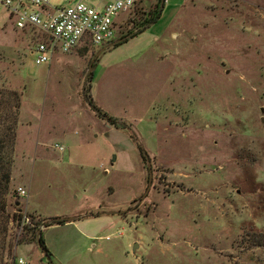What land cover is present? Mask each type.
I'll use <instances>...</instances> for the list:
<instances>
[{"label":"rangeland","instance_id":"374dc122","mask_svg":"<svg viewBox=\"0 0 264 264\" xmlns=\"http://www.w3.org/2000/svg\"><path fill=\"white\" fill-rule=\"evenodd\" d=\"M47 39L0 10V87L22 97L12 190L32 194L16 264H52L39 230L53 264H264V0H165L136 37L36 65Z\"/></svg>","mask_w":264,"mask_h":264},{"label":"built area","instance_id":"2783aa9c","mask_svg":"<svg viewBox=\"0 0 264 264\" xmlns=\"http://www.w3.org/2000/svg\"><path fill=\"white\" fill-rule=\"evenodd\" d=\"M141 0H106L91 3L79 0L69 6L53 7L50 0H0V10L14 18L21 29L37 28L47 34L46 41H39L31 55L36 65L52 62L57 52L67 53L81 45L110 47L117 39L120 17L133 10ZM62 150L63 147L59 146ZM20 198L29 196L25 187H18ZM23 225H33L25 214ZM19 263L24 264V259Z\"/></svg>","mask_w":264,"mask_h":264},{"label":"trees","instance_id":"16d2710c","mask_svg":"<svg viewBox=\"0 0 264 264\" xmlns=\"http://www.w3.org/2000/svg\"><path fill=\"white\" fill-rule=\"evenodd\" d=\"M147 1L148 0H141L134 8L139 14V19L135 20L133 25L134 28H137V31L131 30L129 31V34L121 35L120 38H123L124 40L116 45L126 42L130 38L136 37L162 17V0H158L153 9L139 12L145 8L146 3L148 4ZM90 45V43L86 42L82 49L83 52L89 51ZM93 77L94 73L90 78L93 79ZM89 102L100 116H104L113 123H117L112 116L97 108L91 99ZM21 104L22 97L18 90L0 87V263L2 264H16L17 257L14 253V244L9 239L8 230L12 221L18 226H22L24 214V208L21 206L22 203L20 202L16 191L12 190V171L15 160V145L19 127ZM132 136L135 137L134 135ZM10 210H12V212ZM58 223L64 224L66 221L59 220ZM48 225L52 224L50 223ZM23 229H25L27 233H33L36 238V228L25 226ZM40 238L49 255L52 256V252L46 246L43 235H41ZM255 239V245L264 246V234H255ZM18 244H20V242H18ZM8 259H11L10 262H7Z\"/></svg>","mask_w":264,"mask_h":264},{"label":"water","instance_id":"95a60500","mask_svg":"<svg viewBox=\"0 0 264 264\" xmlns=\"http://www.w3.org/2000/svg\"><path fill=\"white\" fill-rule=\"evenodd\" d=\"M162 2L164 3L165 2V0H162ZM124 39L123 38H119V39H117L110 47H112V46H115L116 44H118V43H120V42H122ZM102 52V50L101 51H99L97 54H96V56H95V58L93 59V61L100 55V53ZM93 63V62H92ZM91 67H92V64H91ZM149 168H150V177H149V183H148V187H147V190H146V193H145V195H144V197L147 195V193L149 192V190H150V187H151V184H152V166H151V164H150V166H149ZM143 197V198H144ZM68 219V221H73V219H74V217H68L67 218ZM41 230H39V232H38V244H39V247L41 248V250L43 251V253L46 255V257L49 259V261L53 264V261L51 260V256L49 255V253H48V251H47V249H46V247L43 245V243L41 242ZM136 246H137V244H135V248H136ZM134 248V249H135Z\"/></svg>","mask_w":264,"mask_h":264},{"label":"crops","instance_id":"0c3cea01","mask_svg":"<svg viewBox=\"0 0 264 264\" xmlns=\"http://www.w3.org/2000/svg\"><path fill=\"white\" fill-rule=\"evenodd\" d=\"M105 1H106V0L92 1L91 3H100V2L104 3ZM162 15H163V14H162ZM60 53H62V52H60ZM28 187H29V189H27V190H28V192H29V196L26 197L27 199L32 195L31 192H30V184L28 185ZM25 207L27 208V210H30V211L35 212V213H37V214L40 213L37 209H35V208L32 209L31 207H29V201L25 204ZM70 222H71V221H70Z\"/></svg>","mask_w":264,"mask_h":264}]
</instances>
